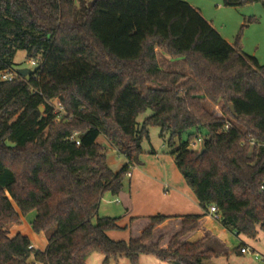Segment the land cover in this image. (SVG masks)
I'll list each match as a JSON object with an SVG mask.
<instances>
[{"label":"trees","instance_id":"trees-1","mask_svg":"<svg viewBox=\"0 0 264 264\" xmlns=\"http://www.w3.org/2000/svg\"><path fill=\"white\" fill-rule=\"evenodd\" d=\"M254 1L264 2L224 4ZM19 50L39 64L26 77L0 80V264H34L32 256L87 264L93 253L104 254V264L119 257L139 264L141 255L206 264L218 254L188 236L212 205L229 232L256 238L264 231V65L189 2L0 0V73ZM159 51L185 60L191 76L163 70ZM205 101L221 105V116ZM155 125L171 132L170 144L195 129L173 156L202 213L132 217L131 228L143 222L136 234L113 240L118 218L93 220L106 192H122ZM100 136L126 158L119 171ZM197 138L203 153L190 147ZM33 211L32 228L48 236L43 252L27 236H10V226Z\"/></svg>","mask_w":264,"mask_h":264},{"label":"rangeland","instance_id":"rangeland-1","mask_svg":"<svg viewBox=\"0 0 264 264\" xmlns=\"http://www.w3.org/2000/svg\"><path fill=\"white\" fill-rule=\"evenodd\" d=\"M202 7L205 16L233 43L241 48V51L249 56H255L264 64V2L254 1L241 6H226L224 0H191ZM158 61L163 70L167 72L181 73L186 77L191 76L188 65L183 59H172L167 54L159 51ZM37 65L31 63L24 50L16 52L13 64L8 70L17 72L19 69H28L34 72ZM53 105L60 111L58 100ZM204 106L216 116H221V105H215L205 101ZM45 108L41 112H44ZM152 114L151 110L138 117V122L143 121ZM161 125V124H160ZM150 127L149 137L142 142V151L139 153V162L130 168L133 177L126 176L122 193L113 195L106 192L102 198L97 216L116 217L118 229L110 231L109 236L113 240L129 241L143 222L139 221L133 228H130L132 217H150L158 214H177L182 212H194L191 204L189 186L183 175L178 170L173 153L180 147L181 142L188 139L190 133L195 129L183 133L181 138L176 137L173 144H170L171 132L162 133L161 126ZM202 135L199 134V137ZM198 139V138H197ZM195 141V140H194ZM98 142L107 149V160L110 168L117 172L124 165L126 158L115 150L104 136L98 138ZM197 142V141H196ZM190 147L192 148L191 144ZM192 149L200 151L201 147L194 146ZM188 193H180L181 188ZM187 193V192H186ZM193 197V196H192ZM202 213V208L200 207ZM186 210V211H184ZM129 214V215H128ZM36 216L33 211L22 216L20 223L10 226V236L20 233L27 236L34 244L35 250L43 252L48 245V236L45 232H36L32 228V222ZM173 225V224H172ZM14 228V231L11 229ZM12 231V232H11ZM243 243L249 246L253 253L239 254L233 252L229 258L224 256H213L205 261L206 264H264V231L259 230L256 238L240 235L237 246ZM139 264H168L159 260L153 255H146ZM105 255L93 253L87 260V264H104ZM30 262L41 264L32 256ZM108 264H131L127 257L112 259Z\"/></svg>","mask_w":264,"mask_h":264},{"label":"crops","instance_id":"crops-1","mask_svg":"<svg viewBox=\"0 0 264 264\" xmlns=\"http://www.w3.org/2000/svg\"><path fill=\"white\" fill-rule=\"evenodd\" d=\"M185 1L189 2L196 10H198L201 13V15L222 35V37L228 43H230L231 45H233V43L223 34V32L221 30H219L215 26V24L212 21H210L205 16V14H204L203 9H202L201 6H199L195 2H191V0H185ZM157 54H158V52H157ZM253 57H255V56H253ZM257 60L259 61L258 58H257ZM259 63L262 64L260 61H259ZM262 65H264V64H262ZM196 141L197 140L193 141L191 143V146L194 143H196V145H197L198 143ZM198 146L201 147L200 144H198ZM174 157L175 156H173V158ZM125 163H126V161H125ZM131 177H133V174H132ZM188 190H190V193L193 194V192H192V190L190 188ZM182 191H183V195L190 194V193H188V191H186L185 187H184V189L181 188V190H180V193L181 194H182ZM190 199L192 200V203L191 204L194 206V210H192L194 212H187L186 210H184L186 212L177 213V214H167V213L161 212V213H163L162 215H167V216H185V215L200 214L201 213L200 212L201 210L199 208V202L197 201V199L194 196V194L193 195H190ZM142 217H145V216H142ZM179 225H180V220L175 221L174 231L178 229ZM130 228H131V221H130ZM11 230L14 231V228L11 229ZM109 232H108V234H109ZM239 239H240V235H236L234 233H231L228 230H226L225 228H223L220 225V223L218 222L217 217L214 216L213 213H211L209 216H207V217H205V218H203L201 220V226H200V229L197 232H195L194 234H190L188 236V240L190 242H196L198 240H203L204 241L205 249H211V250L215 251L216 254H218L217 256H224L226 258H229L230 255L233 252H237V253L242 254V255L243 254H248L249 252H247V253H242L241 252V249L244 248V247L249 248L251 251H254L249 246L245 245L243 243V241H241V243L237 246ZM32 247L35 249V246H34L33 243H32ZM144 256H146V255H141L140 256V261L141 260H144L143 259ZM168 264H173V263H168Z\"/></svg>","mask_w":264,"mask_h":264},{"label":"built area","instance_id":"built-area-1","mask_svg":"<svg viewBox=\"0 0 264 264\" xmlns=\"http://www.w3.org/2000/svg\"><path fill=\"white\" fill-rule=\"evenodd\" d=\"M30 61H31V63L34 64V65H37V66H38V64H39V62H38L37 60H30ZM18 76H19L18 72L4 71V72H1V73H0V80H1V81H13V80L16 79ZM59 109H60V111H62V107H61V106H59ZM229 127H230V124L228 123V124L226 125V129L229 128ZM197 143L200 144V145H202V143H203L202 139L199 138V139L197 140ZM194 146H196V143H194V144L192 145V147H194ZM131 166H132V165L129 166V171L127 172V176H132V173H131V171H130ZM210 212L213 213V214H216V213H217V208H216L215 206L212 205V206L210 207ZM31 248H32V246H31ZM241 252H242V253H247V252L252 253V251H251L249 248H246V247L242 248V249H241Z\"/></svg>","mask_w":264,"mask_h":264},{"label":"water","instance_id":"water-1","mask_svg":"<svg viewBox=\"0 0 264 264\" xmlns=\"http://www.w3.org/2000/svg\"><path fill=\"white\" fill-rule=\"evenodd\" d=\"M18 74L21 75L22 77H26L28 76V74L30 73V71L28 69H19L18 71ZM44 107H40V110L42 111ZM231 110L234 112V107L231 106ZM161 124V123H159ZM205 144L204 142L202 143L201 145V149H200V153H203L205 151Z\"/></svg>","mask_w":264,"mask_h":264}]
</instances>
